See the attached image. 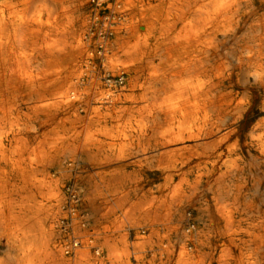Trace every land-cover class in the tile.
<instances>
[{
    "label": "bare ground",
    "instance_id": "obj_1",
    "mask_svg": "<svg viewBox=\"0 0 264 264\" xmlns=\"http://www.w3.org/2000/svg\"><path fill=\"white\" fill-rule=\"evenodd\" d=\"M103 1L0 0V264L13 245L17 264H264V0H173L168 10L123 2L130 6L120 7L112 44L124 58L110 77L136 86L145 58L147 104L134 95L121 110L127 119H110L122 126L98 130L137 140L133 153L124 143L115 152H100L109 145L99 138L95 151L87 143L92 28L107 10L94 20L80 12ZM172 11L175 21H190L186 55L149 45ZM158 146L167 151L163 167H154ZM78 155L98 181L77 205L66 195H77L68 184ZM153 182L160 191L170 184L176 202L139 214L134 195ZM78 210L88 226L75 222ZM91 234L93 251L80 253Z\"/></svg>",
    "mask_w": 264,
    "mask_h": 264
},
{
    "label": "rangeland",
    "instance_id": "obj_2",
    "mask_svg": "<svg viewBox=\"0 0 264 264\" xmlns=\"http://www.w3.org/2000/svg\"><path fill=\"white\" fill-rule=\"evenodd\" d=\"M96 1V0H95ZM126 0H105L103 1L104 3L102 5L97 4L96 2L94 3L93 6L91 5H85L84 8L81 10V14L85 16L88 19L94 20L96 19L95 17L98 15V9L103 8L106 9L105 15H103L100 19V21H97L95 23V26L92 28V32L94 33L93 37V43L95 48L97 49V57L95 59V75L89 78V81L87 85L90 87V95L93 98L94 103L92 104L91 110L89 111V115L87 116V119H89L90 122V136L88 138L87 143L91 147L93 151H95L94 144L96 140H101L100 142H107V145H109V148L107 146L105 148H101V151H107L106 149L110 150L111 152H115L119 150L120 148V143L125 144L123 151L124 153H133L136 150L140 149V144L137 143V140H132L131 137L129 138L128 136H117L115 135L116 133H111L109 135L106 134H101L99 132V128L101 127L100 125L102 123L107 124L108 130L110 128H113L119 124V126H122L120 122H114L110 121V119H127V114L121 113V110H124L126 108L131 107V101L133 100L134 95L139 97L137 99L139 106H144L147 104V99L146 96L144 97L145 90L148 85V79L146 77L147 73L150 72L151 68L146 66L145 63V58H143L141 66H142V78L140 79L139 84L136 86L131 85L130 81L131 79L128 76H125L123 79H120L115 75V77L111 78L110 75L111 73H114V71L120 70L122 68V60H123V55L122 53H119L116 51L115 46H113V40H114V34L112 33V29L121 26V22L123 20L124 12L118 13L120 10V7L125 5L126 7H129L130 5L124 4L123 2ZM149 6H154L156 8H162V9H170L173 5V0H149V3L143 2L142 3V8H146ZM87 8V9H86ZM92 11V12H91ZM167 12V11H166ZM103 19V20H102ZM120 22V23H119ZM190 24L189 18L184 17L180 21H175L174 18V12H169L167 15H165V27L162 28V34L159 35L160 30H159V21L158 23L155 24V35L152 39L149 40V45L150 47H155L157 44L160 46H170L172 49L168 54H177V53H183L185 54L186 50V41H187V28L186 24ZM190 34V33H189ZM158 36V38H157ZM190 36V35H188ZM126 41H131L126 39ZM105 43H109L110 48L106 49L105 51L103 50ZM183 45V46H182ZM182 46V47H180ZM160 52V49H159ZM156 53L157 55L159 54ZM155 54V61L156 63L159 61L157 58V55ZM186 55V54H185ZM197 55V53H194V57ZM178 70L182 68V64L178 65ZM181 67V68H180ZM150 68V69H149ZM118 95L121 97V99H118L115 102L111 103V98H114L115 95ZM127 96L124 98V96ZM103 96V97H102ZM110 100V101H109ZM134 105V104H133ZM132 105V107H133ZM170 123V122H169ZM53 125H50L46 128L45 132H48ZM114 129V128H113ZM115 131V130H114ZM42 136V135H41ZM86 137V132L82 131L81 134L78 136V139L81 141ZM107 137V138H105ZM149 135H144V140H148ZM119 138V139H118ZM103 139V140H102ZM105 139V140H104ZM116 142V143H115ZM132 142V144H130ZM112 144V145H111ZM226 143L221 148V154L222 156L220 157V164H222L223 160L226 158L225 153V147ZM118 145V146H117ZM97 150V149H96ZM153 150L152 154L154 155V167L160 166L163 167L165 166V162L163 161V157L165 155L166 149H162L160 153H158V150L152 148ZM161 155V157H159ZM88 163L82 161L81 157L78 155V160L76 163L75 168L71 172V180L68 186L70 188L73 187L74 191H76L77 195L74 197L75 194H72L69 192L66 197H67V202H75V204H80V200L86 197V194L89 191V187L95 182L98 181V177H95L93 174V171L89 170V166L87 165ZM219 164V165H220ZM153 166V164H151ZM52 177H55L54 175V170L50 174ZM92 175V176H90ZM145 176V175H144ZM31 178V179H30ZM33 178V173H30L29 175V181L32 182ZM30 182V191H33V185ZM263 187V186H262ZM261 187V188H262ZM138 193L134 195V200L139 201V199L144 196L145 193H143L142 189L138 188ZM146 197L151 198L153 205H145V211L150 212L151 209L152 211L157 212V205H161L162 203L165 202L166 198H170L171 200H175V195L172 190V186L167 185L164 189L161 190L160 193V198L158 195L153 194V190H150V193L145 194ZM204 198L206 200H209V204L211 203V193H205ZM157 199H160V202H154ZM35 201L34 197H29V204H33ZM207 204V203H206ZM217 206V205H214ZM151 211V212H152ZM158 214H161V212H157ZM81 211H77V218H75V222H78L81 227L83 226H88L87 221H85V215L81 214ZM70 221V220H69ZM72 221V220H71ZM74 221V220H73ZM31 222V221H30ZM84 222V223H83ZM72 223L68 225V228L70 229L69 231L72 232ZM92 231H94L92 229ZM92 237V238H90ZM94 237V238H93ZM87 238V243H81L77 246L78 251L80 253L87 252V251H93L94 249V239L96 238V234H91L86 237ZM90 239V240H89ZM92 239V240H91ZM133 238H131L132 240ZM133 241V240H132ZM90 242V243H89ZM92 247V248H91ZM17 246L13 245L12 249L10 250V259L7 260V264H17V261L15 260V255L17 254ZM6 246L5 245H0V257H2L6 253ZM159 250H154V252H157ZM178 253V251H177ZM138 255V253H137ZM157 255L155 254L154 257ZM102 258H107L106 255L102 254ZM132 263L134 264H144L141 262V258H132ZM136 260V261H135ZM108 264H112L111 261L108 262Z\"/></svg>",
    "mask_w": 264,
    "mask_h": 264
},
{
    "label": "crops",
    "instance_id": "obj_3",
    "mask_svg": "<svg viewBox=\"0 0 264 264\" xmlns=\"http://www.w3.org/2000/svg\"><path fill=\"white\" fill-rule=\"evenodd\" d=\"M142 140H144V138H142ZM161 147L160 146H158L157 148H156V150H158V153H160V151H161ZM115 165V163L114 164H112V163H110L109 165H107V167H106V169H112L113 168V166ZM150 187H152V190H153V194L154 195H158V197L160 198V193H161V191L160 190H157L156 189V186H155V183L153 182L152 184H149L148 186H146V187H142V189L144 190V189H148V188H150ZM100 192H102V190H100ZM143 193H145L144 191H143ZM150 193V192H149ZM145 199H146V196H145V194H144V196H142L140 199H139V201L137 200V201H134V203H136V206H137V212L139 213V214H142V215H144L145 214V207L143 206V204H144V201H145ZM95 201H96V203H98V202H101L102 201V199L101 198H96L95 199ZM154 202H160V199H157L156 201H154ZM158 212V211H157Z\"/></svg>",
    "mask_w": 264,
    "mask_h": 264
}]
</instances>
